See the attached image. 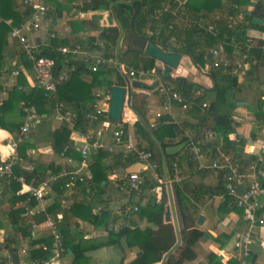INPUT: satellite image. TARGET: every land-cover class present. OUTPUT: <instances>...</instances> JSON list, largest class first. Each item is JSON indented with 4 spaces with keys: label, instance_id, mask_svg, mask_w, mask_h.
I'll return each instance as SVG.
<instances>
[{
    "label": "trees",
    "instance_id": "16d2710c",
    "mask_svg": "<svg viewBox=\"0 0 264 264\" xmlns=\"http://www.w3.org/2000/svg\"><path fill=\"white\" fill-rule=\"evenodd\" d=\"M54 1L55 0H50V3L54 5ZM71 1L73 0H66L68 3ZM227 2L229 4V15H234L237 10L233 9L232 6H238L236 0H227ZM249 2L250 0H239V6L246 8L249 6ZM166 3H170L171 8L173 7L171 0H97L92 1L89 4H82V10L110 11V7L112 6L110 14L116 18L123 30V33L129 34L128 38L131 43L130 48L122 53L121 57L125 59L132 55L133 58H135L136 63L132 64L133 70H149L155 68L154 61L150 58L144 57L141 54V49L146 41H155V38L154 36L148 37L144 31L145 29H148L149 32L155 31L158 23L152 20L150 15L153 10L159 9ZM220 3L221 0H186L185 8L194 13L203 12L209 14L220 8ZM242 11L244 13L243 22L238 24V26H236L232 31H223L219 32L215 36H212L194 27L187 28L183 26H173V29L167 33L163 34L164 31H162V39L161 41H158V44L162 48L170 47L172 49L182 51L185 55H188L192 62L199 68L203 67L204 53L200 50L198 41H203V44L207 47L223 42L227 53L230 52L233 45H237L238 53L246 54L249 65L247 70L248 72L243 75L244 78L256 75L258 68L264 64V39L257 42L256 45H250L247 43L245 31L250 28L258 30L264 34V26L252 25L250 23V19L245 16L246 11L243 9ZM27 13L28 12L26 10L23 12L18 11V3L16 0H0V68L3 63V49L8 44L7 38L9 31L11 27L18 26L23 23ZM252 16L264 19V7L261 2L257 1L255 4L252 9ZM172 20L173 18L169 15L163 14L160 21L161 23H166ZM95 30H97L96 27ZM102 32L106 33L105 36L101 35ZM102 32L98 34V38L104 41V50H106L104 57L106 59L116 58L115 51L113 50V42L114 38L118 35L117 28H108ZM92 35L96 37L97 33H93ZM169 37L174 38V42L172 44H167V39ZM50 42L51 44L49 43L48 48L42 49L39 52V55L52 58L54 60V74L58 73L62 65L65 64L67 68H72V71L68 73L67 80L56 86L55 96L58 101L72 104L73 108L78 110V116H81V113L87 109L88 105L92 102L93 98L89 96V92L92 88L108 91L110 86L113 84L123 86L124 83L122 75L113 67L101 70L100 72H95L89 82L81 79L78 73L83 69V65L76 64L70 56L63 57L59 55L54 50V42L51 39ZM61 45L64 46V44ZM94 47L98 49L97 46ZM119 54L121 53H118L116 60L121 58L119 57ZM19 64L24 69H29V63L26 61L22 52L19 53ZM110 74L114 78V83L109 79ZM207 76L214 83V87L211 90H203L195 85H187L185 81L181 79H175L174 82H172L176 86V88L173 89L179 93L182 99L192 103V109L194 108V104L201 105V100L206 101L205 107L202 111L203 114L200 119H211L215 134L224 137L226 146L230 149L231 142L228 141L226 137L228 134L234 133L237 127V124L232 119V111L235 108V102L237 101L235 98L236 94L240 90V87H236L235 78H232L229 68L226 70H222L221 68L214 69L209 65ZM196 91L200 92V96L191 99L190 92ZM208 95H211V97L209 98ZM256 104L258 106L256 108H260V100H257ZM28 106H32L35 113L39 116L46 117L49 114L41 91L37 88H29L24 75L20 73L16 79L15 86H12L7 91L6 97L0 106V129L8 132L17 131L22 125L25 116L22 108ZM195 111L199 114L198 109ZM250 111H252L255 120L264 122V110L260 112L251 109ZM137 115L141 116L145 125L136 119L132 125L134 135L137 139L143 140L145 142V146L140 147V145L136 144V147L150 153L151 157L149 163L153 166V171L158 175V177L164 179L161 167L156 159L157 157L153 152L155 150V142L158 143L162 149L171 145V143L168 144L164 142V139L174 138V129L171 125L166 124L168 121L167 116H160L158 118V127L151 129L145 121L142 110H138ZM124 128H127V125L124 124ZM147 129H149L150 134L147 132ZM158 129H161L159 134L157 133ZM67 137V129L65 126L60 125L52 131L47 132L45 139L52 145L54 152H59L61 148L67 144ZM185 141H187L186 138H181L177 144ZM188 144L185 147H187ZM192 144L198 147L200 152L207 148V146L200 145L199 143ZM29 147L31 146L28 143L20 144L17 148V156L24 159L25 151ZM259 154H262L264 157V152H260ZM107 156V153L101 151L91 155L92 163L89 170L92 175V182L95 184L105 178V171L107 167L102 160ZM113 158L121 168H125L136 163V160L132 157L128 158L124 162H121L119 154L113 156ZM233 158V161L237 165L240 173H244L251 164V161L255 159V157H252L251 160H242L236 152L233 153ZM171 159H173V157ZM261 165L262 170L264 171V159ZM174 171L175 166L172 164L165 168V174L168 180L172 181ZM13 172L16 175L21 173L24 176L25 181L28 182L31 179L38 181V178H41L46 171L44 167L36 166L32 172L24 173L19 172V169L16 166L14 167ZM217 173L224 178V173ZM33 184H35V182ZM61 185L62 181H57L51 188L55 198L53 197L52 204L46 210L47 214L55 215L56 212L60 211L56 199L62 194L60 189ZM172 185L174 186L175 198L182 216L183 229L179 230V246L166 257L163 264H183L195 259L196 253L194 251V245L198 241L203 240L206 233L194 226V222L196 221L194 215H196L198 211L192 205L191 199L187 195L188 192L178 186L175 182H172ZM155 186L156 184L152 181L149 175H143V183L140 188L139 197L134 201V204L137 206V210L134 212L133 216L138 221H144L148 226L140 229L134 226L133 222L128 221L127 225L120 227L116 232L114 230H109L106 236L95 239L82 240L79 237L81 236L80 232H78V234L71 233L73 229L70 226L71 221L76 219L90 224L101 223L102 226L106 228V225L110 222V214L107 209L102 210L97 216H91L90 214L92 201L99 202V196L102 192H96L94 194L95 196L90 198V201H86L85 199L77 200L79 197H74L72 204L61 212V219L58 222V232L62 237L65 248L64 256L69 252L72 264H89L88 258L84 256L87 252L107 246H113L122 250L123 245H128L129 247L136 246L140 255L127 264L160 263L163 255L175 243V235L172 224L163 222L164 207L166 205V197L163 193V187H161V192L163 193L162 196L156 197L154 194H150L149 192ZM18 189L19 185L14 181L5 182L0 180V207L4 203H6L9 207V211L4 212L1 217L8 221L12 232L6 236L0 244V251L5 250L9 255L11 253H15L18 249V235L21 238H28L27 241L29 246L41 243L48 246L50 243L48 238L30 240V225H28V223L20 217V214L23 213L25 205L33 207L34 204L33 201L30 200L26 203V196L23 194H17ZM216 193L217 194L214 195H220L223 197L221 205L226 209L224 213L236 212L241 214V211L235 208L232 204L231 199L226 196L223 181L219 184V190ZM144 195H146L147 201L144 207H140L139 202ZM16 203H21L22 206L19 207V209L14 210L13 208ZM261 212L262 208L258 210V213ZM44 218V213L40 212L32 216V222L39 224L44 220ZM1 228L2 224L0 221V229ZM94 236L97 235L95 234ZM222 237L226 241L229 239L230 234L222 235ZM222 245L223 243L221 242L220 246ZM47 256V253L42 252L39 249H34L28 252V258L35 262L44 260ZM204 258L205 264H220L217 257L210 252L207 253ZM0 261V264H4L5 258L2 257ZM225 264H237V261L233 257L228 259Z\"/></svg>",
    "mask_w": 264,
    "mask_h": 264
},
{
    "label": "built area",
    "instance_id": "2783aa9c",
    "mask_svg": "<svg viewBox=\"0 0 264 264\" xmlns=\"http://www.w3.org/2000/svg\"><path fill=\"white\" fill-rule=\"evenodd\" d=\"M92 1L97 0H83L82 4H89ZM18 2L21 12L26 10L28 13L23 23L11 27L8 37L16 41L20 46L21 52L29 63V69L26 70L21 65L15 64L10 67L0 68V106L6 97L7 91L12 86H15L17 77L22 73L30 88H37L41 91L50 119L57 126H65L68 131V137L67 144L59 152H54L52 145L43 151L54 155L56 157L54 162H49L48 164L39 163L40 165H37L33 158L39 152L37 149H28L25 151V158H19L17 156L18 146L29 140L30 131L44 118V116L37 115L32 106L22 108L25 113L22 125L17 131L10 133L8 138L0 140L2 148L0 150V180L17 183L19 185L17 194L25 195L26 203L29 200L33 201V207L36 209L33 214L44 213L45 218L41 223L35 224L32 221L28 223L32 233L31 238H35L33 230L42 226L46 231V238L50 240L48 246L44 243L29 246L27 240L20 239L18 249L15 252L18 257V264H57L65 253L62 237L58 232V222L61 219V212L72 204L74 197L90 201V198L95 196L96 192L101 191L99 202L92 201L90 207L91 216H97L102 210H109L106 202L102 200L107 201L108 192L111 191L114 194V198L111 201V212L118 217L128 219L137 210L134 201L139 197L143 183V172L147 169L150 170V177L156 186L149 192L155 196L156 194L160 196V186L170 184L175 179L174 177L172 181L161 179L153 171V166L149 163L151 155L149 152L136 147L133 133L128 130V121L125 120L123 111L118 123H108L106 119L108 91L92 96V102L81 113V116H78V110L56 99V86L67 80L68 73L72 71V68H68L65 73L59 71L54 74V60L39 55V52L43 48H48V46H40L28 41L23 33L24 29L33 32L38 31L43 21H46L47 24L52 22L47 17L48 12L52 9L50 0H18ZM171 4L173 5L172 8L170 3H166L159 9L153 10L150 15V18L158 23V27L154 32H148L146 35L148 37L154 36L157 44L162 39V31H164L163 34L167 33L173 29V26L194 27L206 34L215 36L219 32L232 31L238 24L243 22L244 18L241 8L233 5L232 8L237 10V12L234 15H229L225 21L215 18L214 21L206 24H203L200 20L186 23L182 1L171 0ZM163 14L169 15L173 20L161 23L160 20ZM49 38L53 39L54 36L50 35ZM173 42V37L167 39V44H172ZM54 50L65 57L79 53L80 46L78 44L58 46ZM203 60L208 61L209 65L214 69L221 68L226 70L229 68L233 77H242L245 68L248 66L245 53H238L234 60L228 59L223 42L206 48ZM110 64H112V61L108 59L101 56L94 57L89 67V72L93 74L98 69L108 67ZM155 69L157 68L149 70L129 69L126 75L128 78L141 81L143 78L157 77ZM26 72L31 74V79L26 77ZM154 91L160 96L161 105L165 111L170 110L173 102L179 104L182 110L188 108L185 100L179 96L170 83L159 82ZM202 107H205V105L202 104ZM123 108L126 107L124 106ZM94 123H98L102 130L110 129L111 140L109 144L105 145L100 142V131H97L94 137L89 136V128ZM124 124L127 125V128H124ZM148 127L152 129L153 124H149ZM187 149L191 158L198 162L200 157L199 148L189 144ZM100 151L107 154H115L118 151L121 162L132 157L144 167L140 171H127V167L119 169V172L111 170L105 173L103 180L95 184L92 182L89 167L92 163L91 155ZM263 159V155L258 154L248 166L246 171H251L253 177L247 186H243L244 174L239 172L237 165L230 162L229 158L224 157L221 161L212 162L209 166L212 170L224 173L225 194L231 199L235 208L241 211L242 226L231 236V250L237 264H251L250 250L255 244L256 231L264 224V215L262 212L258 213L260 209L258 199L264 197V171L261 165ZM16 166L19 172L30 173L36 166L44 167L46 172L41 178H38V181L31 179L26 182L21 173L18 175L14 174L13 169ZM196 169L201 170L202 166L198 163ZM57 181H62L60 186L62 194L56 199L60 211L56 212L55 215H50L46 213V210L52 204L53 197L55 198L51 188ZM34 182L35 184H33ZM164 187L163 193L165 195L166 186ZM221 201H223L222 196ZM73 230V234L80 232L81 236L79 237L82 240L88 239L87 233L77 227H74ZM2 234V231H0V235ZM2 242L3 238L0 236V243ZM34 249L47 253V258L39 262L30 260L28 252ZM3 257L5 258L4 264H11L9 254L5 253Z\"/></svg>",
    "mask_w": 264,
    "mask_h": 264
},
{
    "label": "crops",
    "instance_id": "0c3cea01",
    "mask_svg": "<svg viewBox=\"0 0 264 264\" xmlns=\"http://www.w3.org/2000/svg\"><path fill=\"white\" fill-rule=\"evenodd\" d=\"M181 1L185 10L186 23H188V21L200 20L203 24H206L214 21L215 18H220L225 21L229 16V4L227 0H221L220 8L209 14L203 12L194 13L192 11H189L185 8L186 0ZM16 2L18 3V11L21 12L18 0H16ZM82 2L83 0H73L69 3L66 2V0H55L54 3L56 4V6L55 4H51L52 9L47 14V17L52 22L47 24L46 21H43L38 31L33 32L31 30L29 31L27 29H24L23 33L28 41L40 46H49V43L51 44L49 38L50 35L54 36V38L51 39L55 44L54 48L62 46L61 44H64V46L78 44L80 46V52L75 55L69 56L76 64L83 65V69L78 73V75L81 79L89 82L94 75V73L91 74L89 72V67L92 63L93 58L97 56L105 58L104 55L106 50H104V41L98 38V34L105 29L116 27H114V25H111V27L106 28L107 25L105 23H102L106 17V14L111 15L108 11H104L103 14L99 13L98 11H84L82 10ZM236 2L238 7H240L239 0H236ZM261 3L264 7V1H262ZM240 8V10H249V7ZM262 26H264V19ZM95 27L97 28V30H95ZM94 32L97 33L96 37L92 35ZM128 35V33H123V36L120 40L119 52L121 54H119V57H121L122 53L130 48L131 43ZM117 36L114 38L113 42L114 51L115 40ZM245 37L247 38L248 44L256 45L257 42L264 39V34L259 32L258 30L249 28L245 31ZM57 39L58 41L56 42ZM198 44L200 46V50L204 53L206 48L208 47L205 46L203 44V41L201 40L198 41ZM94 46H97L98 49H96V47ZM20 52V46L16 41L13 40L11 43H8L7 46L3 49L2 67H10L12 64L20 65ZM226 54L228 59L234 60L238 55V46L233 45L230 49V52H226ZM121 58L119 60H116L115 58L108 59L112 61V64H110L108 67L106 66L104 68L102 67L98 69L97 72L106 70L109 67H113L120 74L125 75L127 79L130 80L131 78H128L126 72L127 70L132 69V64L128 65L126 69H123L122 67L125 59ZM248 66L245 68L244 74L245 72H248ZM155 67L157 69H160V65H158L157 63H155ZM208 67V61L203 60V67L199 68L192 62L191 58L188 55L183 54L181 56L179 65L175 70H172L170 72V75L173 79L184 80L187 85H195L203 90H211L214 87V83L207 76ZM67 69L68 68L66 64L62 65V67L60 68V72L65 73ZM234 78L236 87L239 86L240 90L236 94L235 99H237V101L235 102V108L232 111V119L237 124V127L234 133L228 134L226 137L227 140L231 142L230 149L227 148L224 137L215 134L211 119H200L203 114L202 111L204 109V107H202V104H206L205 100H201V105L194 104L195 109H192V103L184 99L185 103L188 106V108L185 110H182L179 104L173 102L171 103L170 110L165 111L162 108L161 98L157 94V92L153 91L151 93H144L142 91H136L134 98L135 109L131 106V110H142L147 124H153L152 129L158 127V118L160 116L168 117V121L166 124L173 127L175 137L172 139H164V142L168 144L171 143V145H168L167 147L178 145L177 142H179L181 138H186L187 141L185 142H187V144L189 142L190 145H193L192 143H199L200 145L207 146L205 150L200 152L198 162L194 161L191 158L187 147L176 152L172 156L173 159H171L172 157L164 155L166 167L170 164L175 166L173 176L175 179L174 182L188 192L187 195L191 199L192 205L198 211V213L194 215V218H196L197 220L198 215H201L203 218L201 226L196 225V221V226H194L206 233L205 238H203V240L201 241H198L194 245V251L196 253L195 259L183 264H205L204 257L209 252L217 257L220 264H225L228 259L233 258L234 254L231 250V236L242 226L241 214H238L236 212L224 213L226 209L221 205V196L214 195L217 194L216 192H218L219 190V184L222 183V181L224 182V179L217 173V171L210 169L209 166L212 162H219L224 157H227L229 159L231 158L230 161L234 163V152H236L237 154L241 153L240 156H238L242 160H251L252 157H256L260 152H264V122L255 120L252 111H250L251 109L260 112L264 110V64L258 68L256 75H252L247 78H244V76ZM109 79L114 83V78L112 76L109 77ZM156 79L157 77H150L145 78L141 81L146 84H150ZM171 85L173 86V88H176L173 83ZM104 92L106 91L92 88L89 92V96L92 98V96ZM190 95L191 99H193L200 96V92H190ZM208 96L209 98L211 97V95ZM257 100H260V108H256L258 107L256 104ZM67 104L73 108L72 104ZM197 109L199 111V114H197V112L195 111ZM122 111L125 120L128 121V130L133 133L135 144L140 145V147H144L145 142L143 140L137 139V137L134 135V129L132 125L136 120L135 116H133L132 112L127 108H123ZM49 119L50 118H48V116L44 117L43 120L46 123H43L40 128H38L37 125L33 130H31L29 133V140L26 142L31 146L28 149L39 150V152L33 156V158L35 159L34 161L37 162V165L48 164L49 162L56 161V157L54 155L43 152L47 149V147L51 146V144L45 139L46 133L58 127L56 124L54 126L49 125V122L51 120ZM97 131L101 132L99 138L100 142L105 145L109 144L111 140L110 132L108 130H102L101 126H99L98 123L92 124L90 126L88 134L89 136L94 137ZM160 132L161 129H158L157 133L159 134ZM0 133H2L0 134V140H2L4 138H8L10 136V133L12 132L0 129ZM39 135L41 137H39ZM34 137L45 139L46 143L35 142ZM232 141L235 142L234 145H232ZM0 150H2L1 146ZM117 152L115 154H108V156L102 160V162L107 167L105 173L110 172L111 170H116L117 172L120 171L119 169H121V167L113 158V156L118 155ZM153 153L156 155L157 162L160 166V160L158 158V155L156 154V147ZM181 153H184V156H181ZM198 163L202 166L201 170L196 169ZM143 167V165L136 162L130 166H127L126 170L140 171ZM147 171L150 170L147 169L145 172H143L144 175H146L145 173ZM243 174V186H247L248 183L252 180L253 173L251 171H245ZM147 175L151 176V173L149 172V174ZM180 182L183 183V185H180ZM113 195V192L110 191L108 192V200H102L106 202L109 209L108 211L110 212V222H108L106 228L102 226L101 223L90 224L88 222H83L76 219L71 221L70 227L72 229L74 227H77L82 231L81 227L86 226L87 229L85 233H87L88 239H95L106 236L109 230H114L116 232L120 227L127 225L128 221L133 222V225L140 229L148 226L144 221H138L133 215H131L128 219H123L114 215L111 212V201L114 198ZM144 196H142L140 200V207H144L147 201L146 195ZM77 200L82 199L77 198ZM258 202L259 207L262 208V214L264 215V197H260L258 199ZM5 205L7 204L4 203L0 207V209H4ZM21 206V203H16L13 209H19V207ZM7 211H9V207L6 208L4 212ZM35 211L36 209L34 207L25 205L24 211L22 214H20V217L24 221L29 223L32 221V216L34 215L33 213H35ZM5 221L7 220H3V222L1 221L2 228L0 229V231H2V233L5 229L3 228L5 227ZM95 234L97 236H94ZM227 234H230V237L225 241L222 235ZM45 235L46 231L42 226H40L33 230V236L35 238H31L30 240L39 238L46 239ZM17 239L18 242L20 241V239L28 240V238H21L19 235ZM221 242L223 243L222 246H220ZM21 246L23 247V245ZM137 251V249L129 247L128 245H123L122 250H119L118 248L113 246H107L87 252L84 256L88 258L89 264H120V262L121 264H127L135 258L134 255ZM5 253V250H1L2 255H4ZM250 262L251 264H264V224L256 231L255 244L251 247L250 250ZM57 264H72L70 254L63 256Z\"/></svg>",
    "mask_w": 264,
    "mask_h": 264
},
{
    "label": "water",
    "instance_id": "95a60500",
    "mask_svg": "<svg viewBox=\"0 0 264 264\" xmlns=\"http://www.w3.org/2000/svg\"><path fill=\"white\" fill-rule=\"evenodd\" d=\"M257 1L262 2L264 0H250L249 2V10L245 12V16L250 19V23L255 26H262L263 25V19L252 16V9L254 8ZM119 3V2H116ZM111 8L109 13H111ZM99 13H104L103 10H99ZM105 23L108 27H111V25H114V27L118 30V36L115 40V56L117 58L119 53V43L123 36V30L120 27V24L114 18L112 15H107L105 19L102 22ZM96 33V32H94ZM106 33L102 32L101 35L105 36ZM141 54L146 57L152 59L154 62H156L158 65H160V69L156 70L157 79L151 82L150 84H146L142 81L138 80H129L127 77L123 74V86L118 85H112L110 86L108 90V108L106 112V119L109 124L111 123H118L120 121V116L123 107L125 106L127 109H129L132 114L138 119L140 122L144 124L142 121V118L140 115H137L136 110H131V106L134 107V98L136 91H142L144 93H151L155 90V88L158 86L159 82L161 83H172L175 79H173L170 75V72L172 70H175L177 66L180 63L181 56L184 54L182 51L172 49L170 47L162 48L159 46L155 41L148 40L144 43ZM115 58V59H116ZM247 72H245L246 74ZM145 125V124H144ZM147 132L150 134L149 129H147ZM235 142L232 141V145H234ZM187 145V142H183L181 144H178L176 146H170L162 149L158 143L155 142L156 147V154L158 155V158L160 160V167L164 176V180H166V174H165V168H166V161L164 160V155L168 157H172L176 152L184 149V147ZM241 153H238L240 156ZM163 193H160V196H162ZM166 198H167V204L164 207V213H163V222L164 223H171L173 226V232L175 235V243L173 246L163 255L160 264H163L166 257L171 254L176 247L180 244V238H179V230L183 229V220L180 213V209L177 203V200L175 198L174 193V186L166 184ZM203 222V218L201 215L197 216L196 225H201ZM71 233H74V230L71 231ZM205 238V236L203 237ZM133 248L137 249L136 246H133ZM138 250V249H137ZM69 255V252H68ZM140 252L137 251L135 253V257L139 256ZM9 259L11 264H18V257L16 253H11L9 255Z\"/></svg>",
    "mask_w": 264,
    "mask_h": 264
},
{
    "label": "rangeland",
    "instance_id": "374dc122",
    "mask_svg": "<svg viewBox=\"0 0 264 264\" xmlns=\"http://www.w3.org/2000/svg\"><path fill=\"white\" fill-rule=\"evenodd\" d=\"M180 26H183V25H180ZM158 27V26H157ZM157 27H156V29H157ZM155 29V30H156ZM146 34L149 32V30L148 29H145V31H144ZM13 40L12 39H10L9 37L7 38V42L8 43H11ZM58 41V39L56 40V42ZM126 63V64H125ZM134 63H136V61H135V58H133V56L132 55H130V57L128 56L127 58H125V62H124V64H123V69H126L127 68V66L128 65H130V64H134ZM104 68V67H103ZM111 75V74H110ZM110 75H109V77H110ZM26 76H27V78L28 79H31V74L29 73V72H26ZM112 76V75H111ZM113 77V76H112ZM143 79H145V78H143ZM48 118H50V115H48ZM50 120V119H49ZM43 121V122H42ZM39 124H38V128H40L42 125H43V123H46L44 120H42ZM46 125V124H45ZM49 125H51V126H54L55 125V123L54 122H52V120H50V122H49ZM109 132H110V129L108 130ZM39 137H41L40 135H39ZM222 137V136H221ZM35 138V142H44V143H46V141H45V139H42V138H37V137H34ZM181 156H184V153H181ZM231 159V158H230ZM231 162V161H230ZM149 172L150 171H147L145 174L147 175V174H149ZM144 175V173L142 174V176ZM172 184V182H170V184L169 185H171ZM180 185H183V183H179ZM164 186H166V185H162V186H160V189H162L161 187H164ZM165 188V187H164ZM165 192V191H164ZM156 196H158V195H156ZM165 197H166V194H165ZM166 204H167V198H166ZM6 208H8L7 207V205H5L4 206V209H0V221H2L3 222V218L1 217V215L3 214V212L6 210ZM4 225H5V227H3V228H5L4 229V231H3V234L2 235H0L1 236V238H3V240L6 238V236H8L10 233H12L11 232V228L9 227V223H8V221H5L4 222ZM194 225H195V222H194ZM202 225V224H201ZM200 225V226H201ZM196 226V225H195ZM10 229V230H9ZM81 229H82V231H86V229H87V227L86 226H83V227H81ZM1 244V243H0ZM3 257V255L1 254V251H0V259Z\"/></svg>",
    "mask_w": 264,
    "mask_h": 264
}]
</instances>
